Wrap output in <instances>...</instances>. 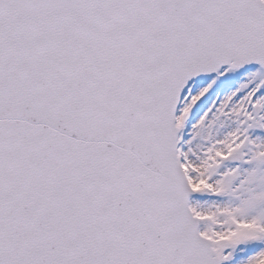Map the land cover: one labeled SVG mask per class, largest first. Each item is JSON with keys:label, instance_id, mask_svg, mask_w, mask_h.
Segmentation results:
<instances>
[{"label": "snow or ice", "instance_id": "1", "mask_svg": "<svg viewBox=\"0 0 264 264\" xmlns=\"http://www.w3.org/2000/svg\"><path fill=\"white\" fill-rule=\"evenodd\" d=\"M0 264H264V0H0Z\"/></svg>", "mask_w": 264, "mask_h": 264}]
</instances>
